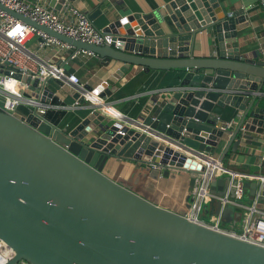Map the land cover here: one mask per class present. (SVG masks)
Returning <instances> with one entry per match:
<instances>
[{
	"label": "water",
	"instance_id": "1",
	"mask_svg": "<svg viewBox=\"0 0 264 264\" xmlns=\"http://www.w3.org/2000/svg\"><path fill=\"white\" fill-rule=\"evenodd\" d=\"M64 1L50 0L49 5L58 10ZM0 8L94 53L104 66L120 62L99 83L102 98L111 95L113 84L132 67L184 72L179 84L167 89L168 97L152 99V109L134 127L125 119L107 120L97 104L69 131L32 114L17 118L0 110V239L15 252L6 264L20 258L32 264H264V247L184 216L194 174L182 168L184 155L151 136L161 133L167 140L208 151L226 132L229 138L218 156L224 162L229 150L242 143L236 138L241 128L264 132V108L259 105L264 60L238 49L236 30L246 20L243 10L227 12L217 0H168L110 24L103 31L106 43L96 45L59 34L2 4ZM202 31L215 33V55L194 54L196 35ZM222 88L246 94L216 90ZM63 89L84 102L67 84ZM225 104L242 112L234 130L214 110ZM110 156L135 161L132 175L139 170L143 180L174 178L172 170L187 174L185 208L169 210L147 199L139 187L107 177L102 167ZM229 180L228 175L212 178L211 191L224 194ZM258 187L254 180L244 182L248 200ZM233 190L230 186L231 195ZM259 193L264 208V183ZM225 207L231 218L234 207Z\"/></svg>",
	"mask_w": 264,
	"mask_h": 264
},
{
	"label": "built area",
	"instance_id": "2",
	"mask_svg": "<svg viewBox=\"0 0 264 264\" xmlns=\"http://www.w3.org/2000/svg\"><path fill=\"white\" fill-rule=\"evenodd\" d=\"M0 4L67 37L96 45H103L107 41L104 30L97 28L86 12L68 0H65L58 10L49 5V0H0ZM258 5L264 12V0H259ZM34 37L36 40L30 48L27 43ZM65 51H69V55H63ZM80 54L94 53L76 49L0 8V110L17 118H26L32 114L52 125L53 123L44 117L47 110H67L82 105L83 102L80 103L77 99L71 105L54 103V94L47 88L51 81L58 83L60 87L67 84L78 92L84 101L97 105L105 104L102 97L91 93L87 84L76 73L65 68V63ZM216 90L229 94H246L245 91L233 88ZM261 95L264 96V90ZM40 110H44L43 115L39 114ZM240 135L241 140L246 139L245 128H241ZM157 140L184 155L188 162H183L182 168L194 174L191 201L184 216L193 222L264 247V211L259 207V189L264 183V176L234 171L220 162L218 157H213L203 149L163 137H157ZM152 166L158 167L157 164ZM224 175L230 177L229 187H234L232 195L229 187L222 195L210 189L211 179ZM246 180H254L259 186L250 203L244 202ZM212 202H219L218 210L216 214L207 216V205ZM228 204L242 212L238 228L234 224L228 227L220 225L223 208ZM14 255V250L0 239V264L8 263ZM14 264L32 263L20 258Z\"/></svg>",
	"mask_w": 264,
	"mask_h": 264
},
{
	"label": "crops",
	"instance_id": "3",
	"mask_svg": "<svg viewBox=\"0 0 264 264\" xmlns=\"http://www.w3.org/2000/svg\"><path fill=\"white\" fill-rule=\"evenodd\" d=\"M75 6L86 12L91 18L93 24L102 30H105L110 24L133 13H144L162 6L168 0H68ZM220 6L227 12L244 11L246 20L237 25L236 36L238 49L241 54L254 59L264 60V12L260 8L259 0H217ZM50 4V0H49ZM217 40L214 32L206 33L202 31L197 33L195 38L194 54L198 57L212 56L217 53ZM63 55H69L65 51ZM69 72L76 73L79 78L90 87L92 94H98V86L102 80L109 78L120 66V62L111 63L104 66L100 58L95 55L80 54L77 57L64 64ZM136 67L130 68L114 84L111 95L105 96L104 103L100 112L107 120L118 121L125 119L134 127L140 124L146 118L153 104V98L162 100L169 95L167 89L177 86L184 72L180 69H170L168 71L150 70L144 72L137 71ZM54 94V103H65L71 105L75 98L68 90L60 87L58 83L51 81L47 87ZM97 90V93H96ZM264 90V87L263 89ZM100 92V91H99ZM102 92V91H101ZM101 97V96H100ZM93 104L90 101H84L80 107L63 110L64 115L56 124L59 128L72 130L76 127L91 111ZM107 105V106H106ZM259 105L264 108V96H262ZM61 110V109H56ZM214 110L219 114V119L226 123V128L234 130L241 120L242 112L231 104L224 106L215 105ZM246 118V122L248 121ZM251 124V123H250ZM252 126H256L254 123ZM264 127V122H263ZM249 139L240 140L242 143L235 151L229 150L224 165L234 171L241 173H258L264 176V143L259 139L264 138L256 130H246ZM158 133V132H157ZM155 134V133H153ZM241 132L236 138L241 139ZM92 135V134H91ZM151 136L157 140L163 137L159 135ZM229 138L228 133H224L219 146L214 150H208L213 157H218L224 149ZM204 150V149H203ZM206 151V150H204ZM135 161L119 157H109L102 167V173L107 177L131 183L136 189L139 187L146 192L147 199L169 210L173 208L184 207L185 180L188 175L184 172H175V177L158 176L154 182L143 180L141 171L137 170L132 175ZM221 177V176H218ZM142 186V187H141ZM244 198L248 200L246 194ZM247 202L248 201H244ZM234 207V206H233ZM259 207L264 211L263 204ZM185 208V207H184ZM217 203L212 202L207 205L205 214L210 216L216 214ZM186 211V209H185ZM242 212L234 207L230 224L239 227V219ZM229 224V225H230Z\"/></svg>",
	"mask_w": 264,
	"mask_h": 264
},
{
	"label": "rangeland",
	"instance_id": "4",
	"mask_svg": "<svg viewBox=\"0 0 264 264\" xmlns=\"http://www.w3.org/2000/svg\"><path fill=\"white\" fill-rule=\"evenodd\" d=\"M35 40H36V37L32 38V39L27 43V46L31 48V47L33 46ZM247 139H249L248 136H247ZM219 144H220V141L218 142V145H217V146H219ZM244 201H248V203H250V200H247L246 198H244ZM227 210H228V208L225 207V208L223 209V211H222V214H221V223H220V225H221L222 227H223V226H224V227H228L229 224H230L231 219L233 218V217L230 218V217L228 216V214L226 213Z\"/></svg>",
	"mask_w": 264,
	"mask_h": 264
},
{
	"label": "trees",
	"instance_id": "5",
	"mask_svg": "<svg viewBox=\"0 0 264 264\" xmlns=\"http://www.w3.org/2000/svg\"><path fill=\"white\" fill-rule=\"evenodd\" d=\"M64 112L65 111L63 110L49 109L45 112L44 117L53 124H57L64 115ZM226 158L224 159V161L226 160Z\"/></svg>",
	"mask_w": 264,
	"mask_h": 264
},
{
	"label": "bare ground",
	"instance_id": "6",
	"mask_svg": "<svg viewBox=\"0 0 264 264\" xmlns=\"http://www.w3.org/2000/svg\"><path fill=\"white\" fill-rule=\"evenodd\" d=\"M170 160V159H169Z\"/></svg>",
	"mask_w": 264,
	"mask_h": 264
}]
</instances>
